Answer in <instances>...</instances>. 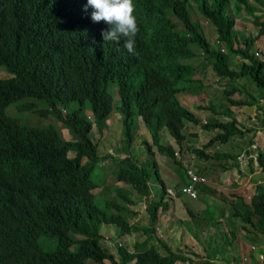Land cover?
I'll list each match as a JSON object with an SVG mask.
<instances>
[{"label": "trees", "instance_id": "1", "mask_svg": "<svg viewBox=\"0 0 264 264\" xmlns=\"http://www.w3.org/2000/svg\"><path fill=\"white\" fill-rule=\"evenodd\" d=\"M229 1L150 0L163 6L162 19L157 22L160 37L154 38L149 51L140 53L137 61L118 68L121 77L104 73L117 84L119 98L113 100L105 79L77 59L73 44L77 34L69 26L66 12L57 8L58 0H4L6 13L0 14V153L5 167L1 180L13 193L15 220L0 219V264H177L186 258L155 233L160 212L169 213L174 198L186 196L178 189L185 182L183 171L172 185L175 196L167 192L168 184L160 177L155 151L181 164L174 158L173 147L159 141V132L165 129L180 149L184 120L210 131L203 147L225 144L233 135L241 137L250 130L240 127L227 106L217 111L228 119L201 122L179 101L178 91L202 86L201 80L191 75L195 65L188 60L201 55L218 79L246 78L264 99V55L250 52L256 36H264V0ZM193 4L214 26L213 44L198 20L192 19ZM165 10L177 18L176 28ZM241 11L257 26L254 35L234 27ZM233 55L240 57L236 67L229 62ZM230 90L222 88L227 96ZM249 95L248 100H228L232 104L256 102L257 97ZM111 108L120 117L122 156L97 152ZM89 112L92 119L87 117ZM260 120L264 123V118ZM140 122L146 132L141 136L145 149L134 141ZM57 123L68 135L62 136ZM92 125L100 136L92 138ZM251 144L249 141L248 146ZM136 145L139 153L129 155ZM186 147L207 160L230 157L236 167L243 152L246 166L252 171L255 161L264 177V147L254 145L253 157L248 147L230 153ZM105 161L111 165L112 182H105ZM209 168L205 165L196 171L205 175ZM203 184H195L198 195L206 191ZM99 186L102 192L96 191ZM108 186L112 195L107 194ZM231 195L241 200L240 195ZM139 199L147 212L146 224L128 220V215L136 212L130 205ZM248 203L250 213L231 206V215L254 227L264 224L263 184L254 185ZM182 205L191 216L184 201ZM183 222L188 226V221ZM103 224L120 233L144 236L133 240L131 248L117 241L104 245L102 240L110 236L101 230Z\"/></svg>", "mask_w": 264, "mask_h": 264}, {"label": "rangeland", "instance_id": "2", "mask_svg": "<svg viewBox=\"0 0 264 264\" xmlns=\"http://www.w3.org/2000/svg\"><path fill=\"white\" fill-rule=\"evenodd\" d=\"M231 1L229 2L231 3ZM241 14L242 16L236 15L234 27L242 30L245 34L254 35L257 26L253 24L251 16L244 11H241ZM191 17L198 20L205 37L213 44L215 42L214 26L197 12L194 4ZM262 18H264V15H262ZM250 52L259 57L264 55L263 35L256 36L250 46ZM239 60L238 55L229 56L231 66L236 67V61ZM182 61H186V59H182ZM188 61L195 65L191 75L199 78L202 86L178 91L176 96L179 101L186 108L193 111L201 122L228 119V115L217 111L227 106L232 111L237 123L241 125L240 127L242 129H245L243 127H250V130H246L241 137L233 135L225 144L214 142L203 147L202 144L209 137L210 131L208 132L198 123L184 120L181 129L184 139L180 149L165 129L160 130L159 141L173 147L174 158L181 164L179 165L165 155L154 152L153 156L157 161L160 177L168 184L166 190L172 188V185L178 181V175L181 174L184 167L197 169V167L206 165L210 168L205 171L206 181L203 185L206 187V191L197 194L194 198L180 196L178 200L175 197L172 210L169 213L160 212V217L155 223V233L163 238L173 251L185 255L186 258L177 264H264V224L257 223L254 227L248 222L241 221L239 216L231 215V206H235L239 211L250 213L249 195L256 183L264 185L262 172H253L246 166V155L240 156L238 167H236L230 157L207 160L186 147H198L208 153L215 150L230 153L237 150L243 151V148L248 147L252 152L250 156L253 157L254 148L248 146L249 141H256L257 144L255 145L264 147V128L261 127L260 122V118H264V99L257 96L258 92L254 89V85L244 77L233 80L218 79L213 73L210 63L202 59L201 55L191 57ZM223 87L231 89L228 96L222 92ZM231 87L235 88L232 89ZM249 94L257 97L256 102L252 104H232L228 100V97L235 100H248ZM113 97L116 96L113 95ZM197 104H203L205 107L197 108ZM206 105H210L211 108ZM110 112L112 113V111ZM111 113H109L106 121L107 130L97 144V152L101 154L109 151L113 155L122 156L124 151L122 149V137L119 134L120 119L118 113ZM57 126L60 128L59 131L62 136L68 135L62 124L57 123ZM91 128L90 135L92 138L100 136L95 125H92ZM136 131L135 144H139L145 149L141 136H144L146 132L141 122ZM147 140L149 142L150 138L147 137ZM137 146L131 149L129 155L136 156L139 153L140 150ZM107 159L108 157L105 158V160ZM106 163L107 161L103 164L106 174L105 182H112L113 179L108 172L111 165ZM253 166L255 170H259L258 166L255 165V161H253ZM254 168L251 167L253 170ZM231 181L233 183H229ZM95 189L99 192L103 190L102 186ZM109 189L110 186L106 190ZM168 193L175 196L171 192ZM197 193L199 192L197 191ZM231 193H235L237 196L240 195L241 200L235 199L236 195L233 197ZM107 194L112 195V191L109 190ZM130 194L133 195L132 190ZM182 201L191 209V216L186 212ZM130 207L136 212L129 214L128 220L136 224H146L147 212L144 210L143 200L139 199L137 203L130 205ZM183 221H188V226ZM101 227V230L110 236V239L104 238L102 240L104 245L110 244L112 246V242L117 241L124 242L128 248H131L133 240L144 236L140 232H117V229L109 224H103ZM245 227L249 229L247 230ZM259 254L262 257H259Z\"/></svg>", "mask_w": 264, "mask_h": 264}, {"label": "clouds", "instance_id": "3", "mask_svg": "<svg viewBox=\"0 0 264 264\" xmlns=\"http://www.w3.org/2000/svg\"><path fill=\"white\" fill-rule=\"evenodd\" d=\"M149 1L58 0L57 2V8L62 14L66 12L69 26L77 34L73 43L77 59L97 77L105 79L107 91L113 100L119 98L117 84L104 73H113L121 77L118 68L120 66L124 68L125 65L137 61L140 53L149 51L154 44V38L160 37L157 22L162 19L163 6ZM5 3L4 0H0L1 15L6 13ZM165 14L172 27L176 28L177 18L171 17L166 10ZM167 28V25H164V29ZM113 95L116 97L114 98ZM110 111L118 113L114 108ZM86 114L92 119L90 112ZM1 145L0 126V148ZM4 165V158L0 153V219L5 216L11 222L12 217L15 220V199L13 193L8 191L1 180Z\"/></svg>", "mask_w": 264, "mask_h": 264}, {"label": "built area", "instance_id": "4", "mask_svg": "<svg viewBox=\"0 0 264 264\" xmlns=\"http://www.w3.org/2000/svg\"><path fill=\"white\" fill-rule=\"evenodd\" d=\"M261 127L264 128V123L261 124ZM254 146V145H252ZM240 156H244L243 152L239 154ZM183 174L185 177V182L181 183L178 186V189L180 191V194L186 195L188 197L194 198L197 196V188L195 186L196 183H204L206 181V175L203 173L196 171V169L192 167H184ZM168 192H171L173 194L174 188L167 189ZM259 257H262L261 254H259Z\"/></svg>", "mask_w": 264, "mask_h": 264}, {"label": "crops", "instance_id": "5", "mask_svg": "<svg viewBox=\"0 0 264 264\" xmlns=\"http://www.w3.org/2000/svg\"><path fill=\"white\" fill-rule=\"evenodd\" d=\"M255 144H257V142L256 141H253L251 145H255ZM252 168H254V166H252ZM252 171L253 172H258L259 170H255V168H254V170L252 169Z\"/></svg>", "mask_w": 264, "mask_h": 264}]
</instances>
